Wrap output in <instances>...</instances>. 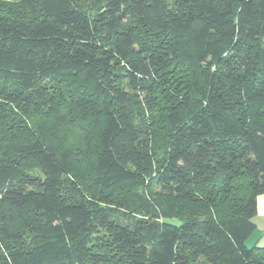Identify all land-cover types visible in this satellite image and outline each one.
<instances>
[{
  "label": "trees",
  "instance_id": "obj_1",
  "mask_svg": "<svg viewBox=\"0 0 264 264\" xmlns=\"http://www.w3.org/2000/svg\"><path fill=\"white\" fill-rule=\"evenodd\" d=\"M262 194L264 0H0V264H264Z\"/></svg>",
  "mask_w": 264,
  "mask_h": 264
},
{
  "label": "crops",
  "instance_id": "obj_2",
  "mask_svg": "<svg viewBox=\"0 0 264 264\" xmlns=\"http://www.w3.org/2000/svg\"><path fill=\"white\" fill-rule=\"evenodd\" d=\"M254 231L246 241V245L264 247V194L256 199V215L253 218Z\"/></svg>",
  "mask_w": 264,
  "mask_h": 264
},
{
  "label": "rangeland",
  "instance_id": "obj_3",
  "mask_svg": "<svg viewBox=\"0 0 264 264\" xmlns=\"http://www.w3.org/2000/svg\"><path fill=\"white\" fill-rule=\"evenodd\" d=\"M135 190H136V189H135ZM137 191L141 193V192L143 191V188H140V189H138ZM247 246H249V247H250V243H248V245H247Z\"/></svg>",
  "mask_w": 264,
  "mask_h": 264
}]
</instances>
